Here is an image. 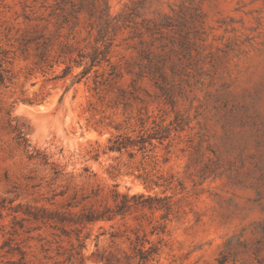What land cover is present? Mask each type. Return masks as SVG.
<instances>
[{
    "label": "rangeland",
    "instance_id": "374dc122",
    "mask_svg": "<svg viewBox=\"0 0 264 264\" xmlns=\"http://www.w3.org/2000/svg\"><path fill=\"white\" fill-rule=\"evenodd\" d=\"M0 73L1 196L73 218L171 196L19 220L22 260L3 210L0 264H264V0H0ZM153 121L161 145L107 150Z\"/></svg>",
    "mask_w": 264,
    "mask_h": 264
},
{
    "label": "trees",
    "instance_id": "16d2710c",
    "mask_svg": "<svg viewBox=\"0 0 264 264\" xmlns=\"http://www.w3.org/2000/svg\"><path fill=\"white\" fill-rule=\"evenodd\" d=\"M92 58V63L95 62L97 54L95 53ZM94 65V64H92ZM82 72H85L82 71ZM2 83V75L0 73V84ZM144 124V122H141ZM143 127V125H142ZM169 128L162 126L160 123L153 121L152 126L149 129L141 128L134 136L128 134L118 133L108 139L107 150L121 153L123 151L127 152L130 157H132L136 152H141L145 154L148 151H151L156 147V144H162L169 136ZM22 136V135H21ZM20 136V137H21ZM19 138V136H18ZM155 186H164L166 189H171V180H168L167 184H162L158 182H152ZM139 198L145 199L147 204H142L143 207L150 209L162 210V218H165L171 210V196H160V195H144V194H132L128 195L127 193L120 194L114 192L113 200L115 202L114 208L105 207L104 210L96 209H87L80 212L76 218H73L71 212L68 213H58L57 211H49L46 208L38 207L35 212H30L28 209L22 210L19 206V203L13 204L14 199L8 198L0 195V219L3 217L2 211H8V214L11 215V224L10 230L8 233L10 237L6 239L2 247L7 246V253H18L20 254V259L24 257V252L20 249L19 245L15 243V246L10 245V241L13 240L12 235L16 233V225H19V220H30L40 221L42 223L53 221L55 223H65L66 221L74 224L84 225L86 223H92L97 220H111L115 215H122L127 211L132 205H135L134 202ZM21 215H20V213ZM4 224L0 223V229L3 230ZM153 249L147 251V254H150ZM142 254L141 257L145 258L144 251L140 250ZM220 264L223 263V260H219ZM12 264H23V262Z\"/></svg>",
    "mask_w": 264,
    "mask_h": 264
}]
</instances>
